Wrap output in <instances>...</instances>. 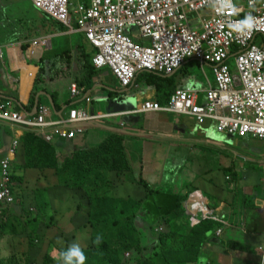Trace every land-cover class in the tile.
I'll return each mask as SVG.
<instances>
[{"label": "crops", "instance_id": "crops-1", "mask_svg": "<svg viewBox=\"0 0 264 264\" xmlns=\"http://www.w3.org/2000/svg\"><path fill=\"white\" fill-rule=\"evenodd\" d=\"M42 18L41 11L31 0H0V102L10 101L12 112L26 116L35 115L38 105H48L51 109L48 118L52 121L59 120L62 115L66 118L71 107L85 109L102 118L80 125L84 132L72 141L54 140L51 143L39 132L0 120V161L10 159L16 201L10 208V225L12 219L14 225H18V220L22 222L24 209L17 196L22 191L27 192V184L31 183L38 192L51 193L48 200L54 201L61 191L70 197L69 203L61 201L57 208L65 203L68 209L64 212L66 227L77 230L88 221L78 211L81 201L88 206V191L72 190L71 185L76 179H85V183L87 181L95 190L99 189L98 183L113 185L112 192L104 191L108 200L124 199L122 183L130 179L136 187L134 199L140 200L147 197L145 189L136 183L142 178L151 190L162 189L170 196L165 203L161 202L164 218L155 226L164 228L167 238L171 237V241L163 246L167 260L160 261L161 264H261L259 251L264 244L263 142L219 134L215 124L208 120L198 125L194 118L174 113L140 112L145 102L166 106L176 90L190 86L199 93L198 100H204L209 84L213 86L204 68L207 66L212 72L211 66H199L205 84L194 83L189 78L187 68L194 64L193 61L171 76H162L166 80L159 83V90L155 77L147 73L139 74L134 84L126 89L111 71L104 69H96L92 82L87 83L85 66L91 62L96 50L75 23L72 28L63 25L62 30L43 35ZM42 38H47L46 43L33 46L35 40ZM81 81L85 84L80 86ZM73 84L81 91L77 99L70 94ZM87 99L91 101L88 103ZM111 102H117L121 108L115 110L110 106ZM120 103L131 104L134 110L120 113L125 110ZM31 135L37 139L35 144L31 142ZM14 140H19V146L17 154L11 157ZM117 158L118 172L112 169L110 160ZM173 192L187 197L182 212L175 210ZM193 194L198 195L199 202L205 203L211 217H206L207 211L198 208L195 202L193 212L186 211L187 201ZM144 205L150 204L146 201ZM148 211L154 210L150 207ZM139 214L135 220L137 229L149 238L142 246L151 251L158 246L151 238L157 236L151 232L153 220ZM204 227H210L211 231L206 234ZM19 228L3 230L6 232L3 237L8 236L9 243L0 250V262L25 264V257H33L27 247V232L22 234ZM219 230H222L220 237L217 235ZM35 236L43 241L40 234ZM16 237H20V241L14 242Z\"/></svg>", "mask_w": 264, "mask_h": 264}, {"label": "built area", "instance_id": "built-area-1", "mask_svg": "<svg viewBox=\"0 0 264 264\" xmlns=\"http://www.w3.org/2000/svg\"><path fill=\"white\" fill-rule=\"evenodd\" d=\"M31 1L66 27L72 28L75 22L96 49L94 66L97 69L109 67L123 87L131 86L136 75L144 71L171 76L190 61L202 67L211 66L216 86L209 84L204 94L205 103H199V93L190 86L176 90L168 105L145 102L140 111L192 116L199 124L214 121L220 134L264 143V0H232L235 12H218L210 6L209 0ZM192 13L205 14L198 17L195 26L190 25L189 14ZM249 14L253 18L252 28L235 30L233 25ZM134 28L136 37L129 33ZM146 40L149 44H145ZM40 42L35 40L33 45ZM233 56L237 76L231 74L227 63ZM70 89L73 97L80 95L76 84ZM90 101L87 99L88 103ZM11 107L10 101L0 102V119L34 129L49 143L72 141L83 134L80 125L102 118L74 108L68 118L52 121L48 119L50 110L45 106H40L34 116L12 112ZM17 147L18 140H15L11 157ZM0 163V205L10 204L13 202L10 159ZM221 234L219 230L217 235ZM260 254L261 264H264V246Z\"/></svg>", "mask_w": 264, "mask_h": 264}, {"label": "trees", "instance_id": "trees-1", "mask_svg": "<svg viewBox=\"0 0 264 264\" xmlns=\"http://www.w3.org/2000/svg\"><path fill=\"white\" fill-rule=\"evenodd\" d=\"M42 13V12H41ZM42 34L47 35L50 33H54V31L62 30V24L59 22L50 19L44 13H42ZM43 71V68H42ZM96 68L94 67L92 60L90 63L86 64L85 66V79H87V83H91L93 76L96 74ZM149 76L155 77V85H157V89H160V84L166 79H162V76L154 75L147 73ZM39 78H41L39 76ZM84 82L81 81L78 84L81 86ZM160 83V84H159ZM85 84V83H84ZM83 84V85H84ZM92 85V84H91ZM32 136L31 142L33 144L36 143L37 139ZM27 142V139L25 143ZM117 149V148H116ZM118 150V149H117ZM110 151L109 155L110 156ZM111 160L112 169L118 172L119 170V158L116 160ZM113 160V162H112ZM128 172L129 169L127 170ZM18 179V178H17ZM85 179H79L72 183L71 189H85L88 191L87 195V203L88 206H85L84 201H81V206L79 208V213L83 214L84 217L88 219L87 222L82 223L80 227L76 228L77 232L87 230L90 236V246L89 249L83 250L87 259L85 264H160L167 260V254L164 253L163 246L167 245L168 241V234L165 232L160 233L159 235H155L154 227L158 224V221L164 218L163 215V205L161 202L165 203L170 196H166V192L162 189H157L154 191L150 189V186L147 184V181L144 179H140V181H136V183L145 189L146 196L140 200H133V199H117V200H108L107 196L104 195V191L112 192L113 185L110 187L108 186V190L101 189V185L98 184L99 189L95 190V187L85 183ZM127 183V182H126ZM125 182L122 184L125 185ZM37 192V190H35ZM156 193V194H154ZM154 194V195H153ZM165 194V195H164ZM152 195V196H151ZM163 197V199L157 198L156 196ZM172 195L175 198L176 208L175 210L178 212H182V204L187 199V197H182L179 193L173 192ZM32 193H27L26 191H22V194L18 195L17 198L19 201H27ZM149 199L154 200V202L149 201ZM54 202L53 200H51ZM70 202V197L66 199L64 202ZM147 201L150 205H144ZM20 205V204H19ZM65 203L62 205L64 206ZM153 206V207H152ZM150 207L154 210L149 212L148 210ZM10 206H7L3 212V218L0 220V238L6 234L3 230L6 227H14L13 226V219L12 225H10V215L9 212L11 211ZM90 209V210H89ZM58 213L60 212L59 208L55 209ZM66 211V210H65ZM49 209L46 211L45 215H43L44 223L46 224L48 219H50L49 223L50 226L57 227V220L56 216L57 213H51ZM143 213L144 219L152 218V220L156 221L155 226L152 222L151 232L153 236L155 235L156 239L154 241L158 242V246L154 247L149 251V247L144 245V233L137 229L135 224V220L137 214ZM41 215L40 213H38ZM174 214V213H172ZM178 214V213H177ZM181 214V213H179ZM140 215V214H139ZM18 220V219H17ZM10 221V222H9ZM9 222V224H7ZM18 225H21L20 221L17 222ZM46 224V225H48ZM45 225V226H46ZM151 225V224H150ZM48 227V226H47ZM199 228V227H197ZM196 228V229H197ZM206 230V234L211 231L210 227H204ZM192 229H195L192 227ZM205 234V236H206ZM100 235L102 237V241L99 244H94L93 241L95 240L96 236ZM28 237L27 247L28 251L30 250L33 244V237L32 234L26 233L25 235ZM15 239V238H14ZM23 244V242H22ZM60 247V246H59ZM166 249H168L166 247ZM13 250H16L13 249ZM129 253L130 257L127 258L126 254ZM41 256L34 260V262L30 263L29 258H27L28 264H54V260L47 252L42 257V253L40 252ZM140 257V259H139ZM40 258V259H39ZM39 259V260H38ZM161 261V262H160ZM0 264H5L0 262ZM10 264V262H8ZM13 264V263H12ZM59 264V263H57Z\"/></svg>", "mask_w": 264, "mask_h": 264}, {"label": "rangeland", "instance_id": "rangeland-1", "mask_svg": "<svg viewBox=\"0 0 264 264\" xmlns=\"http://www.w3.org/2000/svg\"><path fill=\"white\" fill-rule=\"evenodd\" d=\"M133 33L136 35L137 31L134 29ZM145 44H149V40H146ZM232 65H233V62H232ZM184 68H186V67H184ZM104 70H109V69H104ZM204 70H205L206 74L208 75L209 80L211 81V84L213 83V87H215L216 83H215L214 73L209 71L207 66L204 68ZM187 71H188L189 78H191L194 83H196V81L202 82L203 84L206 83V79L204 77L203 70L196 63H194L192 66H188ZM199 103H201V104L205 103V98H204V100H203V98H202V100H199ZM98 171L100 173H103V171L101 169H98ZM1 179H2V177L0 175V180ZM101 179L102 178H99V181H101ZM100 187H101V189H104V190L109 189L107 185H101ZM26 189H27L28 194L33 193V195H35L37 197V199H35V201H33V203H29L28 201L25 202L24 208H25L26 212L24 214H22L21 225H14L13 224V226L14 227H20L19 229L22 230L21 231L22 234H24L25 232H27L28 234H32L33 244L30 248V252L32 253L33 257H31L29 259L30 262L37 260V258L39 256H41L40 252L42 253V257L44 256V254L46 252L48 254H50L51 257L54 254L58 255L60 252L65 250L72 242L79 243L83 250H87V249H89V247H91L90 246L91 240H90V236H89L87 230L77 232L75 230V228L66 227L67 226V223H66L67 216H65L64 212H65V210L68 211V209L66 208L65 205L58 207L60 212L57 213L56 211H54V209H57L58 203H60L61 201H65L68 198V196L65 195L63 191H61V193L56 196L54 202L51 205V200H48L49 195L46 192H38V191L35 192V189L33 188L31 183L26 185ZM122 190H123V195L125 198H131L134 200V198L136 197L134 195V192L136 191V187L133 184H131L130 179L124 185ZM44 199H45V201H44ZM30 206H34V207L38 208L39 213L41 215H37L35 213L36 210L32 214H30L28 212V209ZM48 209L54 213H57V216H56V220H57V224H58L57 227L50 226V224H48L50 219H48V221L46 223V224H48L47 225L48 227H44L45 223L43 220V215H45V213ZM26 216H28V217H26ZM9 222H7V224H9ZM155 224H156V221L153 220V225L155 226ZM41 225H43V227H41ZM25 227L27 230L25 229ZM180 229H182V228H180ZM163 230H164V228H163ZM35 234H40L41 237L43 238V241H42V239H41V241H39L37 236L34 237ZM57 238H59L62 241V243H57ZM17 240L20 241V237L19 238L16 237V239H14V242H17ZM35 240L37 241V243L34 242ZM147 240H149V238L146 236L144 238V241L147 242ZM168 241H171V237H170V239L168 238ZM5 243H9V237L8 236L7 237L2 236L0 238V250L5 248L4 247ZM3 253H4V251L1 253V255ZM127 257L129 258L130 255ZM24 262H25V264H28L26 257L24 258ZM54 262H55L54 264L59 263L56 260H54ZM10 264H12V263L10 262Z\"/></svg>", "mask_w": 264, "mask_h": 264}, {"label": "clouds", "instance_id": "clouds-1", "mask_svg": "<svg viewBox=\"0 0 264 264\" xmlns=\"http://www.w3.org/2000/svg\"><path fill=\"white\" fill-rule=\"evenodd\" d=\"M209 2H210V6L211 7H213L215 10H217L218 12H224V11H228V12H235L236 11V9H235V6L232 4V0H209ZM37 8V7H36ZM38 9V8H37ZM39 11H41L40 9H39ZM42 13H44L43 11H41ZM46 16H48L46 13H44ZM205 15L204 13H200L199 15ZM199 15L198 14H196V13H192V14H189V18H190V25H193V26H195V24H196V20L198 19V17H199ZM49 17V16H48ZM50 19H52L51 17H49ZM52 20H54V19H52ZM56 21V20H55ZM58 22V21H57ZM60 23V22H59ZM75 22H73L72 23V25L74 24ZM60 24H62V25H64L63 23H60ZM65 27H66V25H64ZM77 26V25H76ZM197 27H199L198 25H196ZM252 26H253V18H252V16L249 14L244 20H242V21H239V22H237L236 24H234L233 25V28L235 29V30H237V31H243L244 29H251L252 28ZM69 28V27H68ZM78 28V27H77ZM135 29V28H134ZM134 29H132V30H130V32L129 31H127V32H129L130 34L132 33L135 37L137 36V33H136V35L133 33V30ZM136 31H137V29H135ZM41 42H43L44 41V43H46V41H47V38H42V39H39ZM88 41V40H87ZM89 42V41H88ZM90 43V42H89ZM34 46V45H33ZM92 46V45H91ZM93 47V46H92ZM94 48V47H93ZM95 49V48H94ZM96 50V49H95ZM237 51V50H236ZM231 52V51H230ZM32 54H34V53H32ZM96 54V53H95ZM232 54V53H231ZM92 60H93V58H92ZM232 62H233V65H232ZM92 63H93V61H92ZM194 63H196L198 66H200V64L198 63V62H194ZM227 63L229 64V66H230V69H231V74L233 75V76H237L238 75V73H237V68H236V64H235V57L233 56L230 60H228L227 61ZM94 65V64H93ZM95 67V66H94ZM184 67V66H183ZM182 67V68H183ZM96 68V67H95ZM181 68V69H182ZM97 69V68H96ZM101 69H109L110 71H111V73L113 74V72H112V70L109 68V67H104V68H101ZM101 69H98V70H101ZM181 69H179V70H181ZM178 70V71H179ZM142 73H149L148 71H144V72H141V73H138V75L139 74H142ZM150 74H152V73H150ZM138 75H136V78H135V80H134V82L136 81V79H137V77H138ZM154 75H156V74H154ZM114 76V75H113ZM162 76V75H161ZM115 77V76H114ZM119 82V81H118ZM120 83V82H119ZM121 84V83H120ZM134 84V83H133ZM132 84V85H133ZM131 85V86H132ZM121 87L123 88V89H126V88H129V87H123L122 85H121ZM181 89V88H180ZM70 94H71V89H70ZM80 94H81V91H80ZM78 97H80V95L78 96ZM72 98L73 99H77V97H73L72 96ZM170 101V100H169ZM1 102H3V101H1ZM5 102V101H4ZM154 103V102H153ZM159 104V103H158ZM168 105V104H167ZM13 106V105H12ZM39 107H38V109L40 108V106H45V107H47L48 109L50 108L48 105L46 106V105H43V104H40V105H38ZM162 106V105H161ZM142 107V106H141ZM164 107V106H163ZM72 109H74V107H71V109H69L68 111V115H67V117L66 118H68L69 117V113H70V111L72 110ZM141 109V108H140ZM10 110H11V108H10ZM49 110H51V109H49ZM12 111V110H11ZM51 112V111H50ZM132 112V111H131ZM141 112V111H140ZM160 112H166V111H160ZM38 113V112H37ZM36 113V114H37ZM121 113V112H120ZM125 113H127V112H125ZM141 113H146V112H141ZM147 113H155V112H147ZM170 113V112H169ZM35 114V115H36ZM174 114H176V113H174ZM128 115V114H127ZM177 115H182V114H177ZM32 116H34V115H32ZM182 116H187V115H182ZM187 117H191V118H193L192 116H187ZM60 118H64V116L62 115ZM104 118H107V116L106 117H104ZM49 119V118H48ZM195 119V118H194ZM0 120H2V119H0ZM5 121V120H4ZM95 121V120H94ZM196 121V120H195ZM7 122H9V121H7ZM92 122V121H91ZM214 124H215V127H216V123L214 122V121H212ZM88 123V122H87ZM196 123H197V121H196ZM198 125H201V124H203V123H201V124H199V123H197ZM16 126H18V125H16ZM20 127V126H19ZM21 128H24V127H21ZM24 129H27L26 127L24 128ZM30 130H32L33 132H38V131H36V130H34V129H30ZM217 131V130H216ZM218 133V132H217ZM220 134V133H219ZM226 135V134H225ZM228 136V135H227ZM233 137H237V136H233ZM242 139H244V138H242ZM246 139V138H245ZM74 140V139H73ZM15 141V140H14ZM13 141V142H14ZM49 143V142H48ZM264 144V143H263ZM12 146H13V143H12ZM18 146H19V140H18ZM18 148V147H17ZM11 149H12V147H11ZM16 154H17V149H16ZM15 154V155H16ZM14 155V156H15ZM6 159V158H5ZM4 160V159H3ZM263 169H264V167H263ZM263 169H262V173H263ZM10 171H11V169H10ZM0 175H1V163H0ZM263 176H264V173H263ZM1 177H2V175H1ZM2 180V179H1ZM0 180V181H1ZM10 187H11V189H12V197H13V202L12 203H10V204H1L0 205V211H1V214H2V218H3V210L7 207V206H10V207H12L14 204H15V197H14V195H15V193H13V179H12V174H11V184H10ZM49 196H51V193L49 194ZM197 197H198V195H192L191 197H189V200L187 201V212L190 214V212H193V208H194V203L192 204L191 202H195L196 204H198V208L199 207H202V209H204V210H206L207 211V213L205 214V216L206 217H211V215H209V212H208V210H207V208H206V205H205V203L204 202H199V200L197 199ZM35 199H37V197L35 196V195H33V193H32V196H30V198L27 200L29 203H33V201H35ZM49 199H50V197H49ZM25 202L26 201H22L21 202V204H20V207L21 208H23L24 209V213L26 212V210H25V208H24V205H25ZM52 202V201H51ZM31 207H33V208H35L36 209V211L34 210V209H31L30 210V208ZM36 212V214L38 215V213H39V210H38V208H36V207H34V206H30L29 207V209H28V212L30 213V214H32L33 212ZM26 217H28V216H26ZM1 218V219H2ZM139 218H141V215H139ZM194 218H196V216H194ZM198 224V223H197ZM154 230H155V233H156V235H159L160 233H163L164 232V230H163V228L162 227H154ZM221 235H219V237H220ZM101 241H102V237L100 236V235H97L96 236V238H95V240L93 241V243L94 244H99V243H101ZM35 243H37V241L35 240L34 241ZM57 243H62V241L59 239V238H57ZM264 246V244L263 245H261V247H263ZM260 247V248H261ZM259 254H260V251H259ZM130 254L129 253H127L126 254V257L127 256H129ZM260 257H261V254H260ZM128 258V257H127ZM52 259L53 260H56V261H58L59 262V264H85V261H86V259H87V257H86V255H85V253H84V251H83V249L81 248V246H80V244L79 243H77V242H72L65 250H63L62 252H60L58 255H56V254H54L53 256H52ZM8 262V261H7ZM261 262H262V258H261ZM161 264V263H160Z\"/></svg>", "mask_w": 264, "mask_h": 264}, {"label": "water", "instance_id": "water-1", "mask_svg": "<svg viewBox=\"0 0 264 264\" xmlns=\"http://www.w3.org/2000/svg\"><path fill=\"white\" fill-rule=\"evenodd\" d=\"M120 104H121L123 107H125V110L120 111V112H125V111H128V110H129V111L134 110V107H133L131 104H129V103H120ZM110 106L114 107L115 110H117V108H121V106L118 105L117 102H111ZM126 109H127V110H126Z\"/></svg>", "mask_w": 264, "mask_h": 264}]
</instances>
